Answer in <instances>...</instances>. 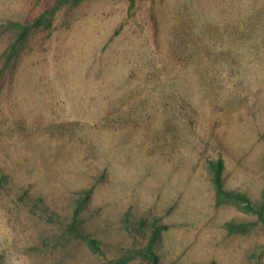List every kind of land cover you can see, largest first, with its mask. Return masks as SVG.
Masks as SVG:
<instances>
[{
  "label": "rangeland",
  "instance_id": "1",
  "mask_svg": "<svg viewBox=\"0 0 264 264\" xmlns=\"http://www.w3.org/2000/svg\"><path fill=\"white\" fill-rule=\"evenodd\" d=\"M220 155L261 202L264 0H0V264H258L264 223L217 203ZM89 188L104 254L65 226Z\"/></svg>",
  "mask_w": 264,
  "mask_h": 264
},
{
  "label": "trees",
  "instance_id": "2",
  "mask_svg": "<svg viewBox=\"0 0 264 264\" xmlns=\"http://www.w3.org/2000/svg\"><path fill=\"white\" fill-rule=\"evenodd\" d=\"M60 3H69L71 1H79V0H58ZM132 4H134L135 0H130ZM51 12L50 16H48V12ZM54 20V12L51 8H47L44 12L37 15L32 21L24 22L20 20H12L11 25L18 32V36L16 38L15 43L19 44L24 42L31 31L34 28H38L40 26L51 27L53 25ZM14 43V45H15ZM11 51L13 54L14 49ZM208 167L211 172V178L215 187L216 192V201L218 204L226 203L227 201H233L238 203V205L247 211L255 212L259 216V221L264 223V189L262 191V200L259 203H256L251 199V197L242 191L230 190L226 188L225 185V169H226V159L223 155L214 157L210 156L207 159ZM92 197V189H86V191L78 197L76 200V208L72 215V220L66 223V230L73 234V236L86 240L89 244L90 248L96 252L104 254V248L102 247L101 240L94 236L89 230H87L85 223L87 222L86 218L83 217V211L86 204L90 201ZM142 225L148 224L147 220L144 219L141 222ZM130 227L129 220L126 224ZM231 228L236 227L235 222H229L228 224ZM151 227V238L149 243L143 248V252L148 257L156 260L157 254L153 249L155 241L160 237L162 231L168 227V225H164L161 222V217L157 216L150 223ZM141 250V249H140ZM116 260H110L107 263L103 264H113ZM258 264H264L262 260V254L259 255Z\"/></svg>",
  "mask_w": 264,
  "mask_h": 264
}]
</instances>
